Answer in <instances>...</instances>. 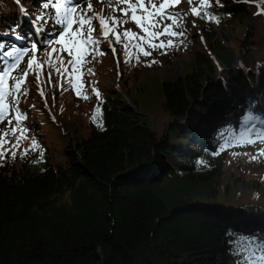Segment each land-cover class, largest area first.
<instances>
[{"label":"trees","instance_id":"16d2710c","mask_svg":"<svg viewBox=\"0 0 264 264\" xmlns=\"http://www.w3.org/2000/svg\"><path fill=\"white\" fill-rule=\"evenodd\" d=\"M19 1L33 15L55 11L45 10L41 0ZM192 4L199 15L191 20L184 14L189 31L179 44L192 51L190 71L172 70L154 81L170 118L162 137L138 121L132 102L149 100L155 91L130 73L163 68L168 60L152 64L137 52L134 39L128 58L116 43L118 68L98 27L92 36L75 37L78 46L71 47L89 58L62 89L57 75L48 86L44 68L39 83L27 75L19 93L13 92L11 108L22 118H15L18 133L10 145L15 150L0 155V264H238L237 253L251 238L247 232L264 236L253 223L264 216V156L253 159L258 173L238 161L230 144L216 154L219 144L230 141L232 122L240 126L244 119L232 120L233 113L251 111L255 100L264 102V14L259 11L264 13V0ZM20 16L14 0H0V52L20 47L15 35L31 43ZM113 18L128 21L120 11ZM127 23L110 24L134 32ZM43 26L41 39L47 40L55 27ZM128 82L136 83L134 97L124 92ZM74 106L86 119L88 135L65 147L59 161L38 132L37 113L59 126L68 113H77ZM93 111L100 115L97 122ZM214 116L218 121L209 123ZM195 136L210 139L203 145ZM229 203L240 215L223 210Z\"/></svg>","mask_w":264,"mask_h":264},{"label":"rangeland","instance_id":"374dc122","mask_svg":"<svg viewBox=\"0 0 264 264\" xmlns=\"http://www.w3.org/2000/svg\"><path fill=\"white\" fill-rule=\"evenodd\" d=\"M147 2V0H145V3ZM153 2L155 4H159L161 2V0H153ZM193 0H176L175 6L170 7L169 11L172 12H180L182 14H187L190 15V19L194 20V18L196 17V14H194L192 12V8L194 6V4H192ZM85 3H87L84 7H82L79 11H84L86 13H88L89 16H93L94 14H99V18L98 19H94L98 25L100 24V20H104L106 21V29L107 27L112 28L111 24L112 21H110V23H107L108 20H112L110 19V17L114 16L115 12H119L117 10L123 8L120 6V4H124V6H127V0H125V2L116 3V0H112V3H109V0H85ZM89 5L91 6V10H89ZM264 6V5H263ZM262 6V7H263ZM113 9H116L115 11ZM263 9H261V13H262ZM130 15L126 18H128V27L132 28L133 31L135 33H139V34H143L141 33V29L135 24V22H133L129 17L131 16V12H129ZM198 16V15H197ZM184 19V18H183ZM164 23H168L170 24L171 21H164ZM182 23L184 25V31L188 32L189 28L188 25L186 24V22L182 20ZM120 27V26H119ZM76 28V25H74V30ZM91 28L93 29L94 34H96L95 29L97 28L96 24L92 21L91 24ZM157 31H162V29L157 28ZM174 31H181L180 28H173ZM56 32L60 31L59 30H55ZM116 32H120L122 33L123 30L119 29ZM197 34L198 35V30L196 29ZM83 35H89L92 36V32L89 34L88 31V26L85 25L84 29H83V33L81 35H78L76 37H81ZM160 40L163 41H167L168 39H170L169 36H161L159 38ZM67 41V43H69L68 45L65 44L64 42V47L65 49H70V44L73 43L72 39H69L66 37L65 39ZM181 40H186L184 39V37H181L179 39H177L175 41L174 46L167 48L166 50V54H165V50L161 49L160 47L153 49H147V45H144L145 48L151 52V55L147 56L150 57L152 59L151 63L153 64L154 62H158L159 61H155L158 58H165L168 60V62L164 63L163 68H158V69H154L151 71H134L133 73H130V75L132 77H134L133 79L136 80L138 79L139 83L141 86L144 85H150L152 90L151 91H155V93L153 94L152 97H149V100H143V99H138L135 102H132L133 104H135L137 108L136 112H137V119L138 121H142L143 123H147L148 127L151 128V130L155 131L156 136L157 137H162V135L164 136L166 133L164 130L165 125L169 122V117H166V113L163 111L162 107H161V97L159 95V90H158V84H155V82H159L160 80H162L164 77L169 76L172 72V70H174L175 72L178 71L179 74H182V70L183 73H188L190 71V62L192 59V51L186 53L185 50L186 46L185 44L182 45L183 49L181 50L179 48V43H181ZM33 41V40H32ZM39 41H44L43 39H40ZM72 41V42H71ZM76 43L74 44V46H78V42L77 39L75 38ZM159 41H156V43H158ZM126 43V41L119 43L120 47L122 48L123 51H125V47L124 44ZM114 44L116 45V42H114ZM59 42L57 43H52L49 47H44L43 50L41 51V53L38 54H34L33 52H31L30 56L27 59V64H26V68H24L25 66L23 64H21V66L17 69V71L15 72L16 69H14L12 72H14L13 75L12 72L9 73V77L5 78L4 84L0 85V93H3V99H0V111L3 112V119H0V153H4L7 150H10V152H13L15 150V144L10 146L11 143L13 142L14 139V133H18L17 131H13L14 129L16 130V125H15V121H16V115L18 112V110L11 108V104H12V94L14 91H16L15 89H12L11 92L8 91L9 88H11V85L13 83V78H17V79H21L22 78V82H26L27 81V75L36 82L39 83L40 82V70L45 68V73H46V78H47V83L48 86L53 87L54 86V76L57 75L58 79H57V86L59 87V89H62V85L63 82L66 80H69L70 78H72V73L75 74V77H77L79 70L83 69L85 67V64L88 60L89 57L86 58L85 56V52L81 53L79 51H75L72 54H70L72 57L71 58H75V63H69V61L67 62V56L68 53L67 51H62V46ZM40 47H43V45H41ZM39 47V48H40ZM114 47V46H113ZM117 48V51H119V48ZM72 48V47H71ZM108 50H109V45H108ZM47 49V50H46ZM50 49V50H49ZM127 56L126 58L129 57L130 51L129 49L126 51ZM119 53V52H118ZM186 53V54H185ZM29 54V53H28ZM27 56V55H26ZM26 56H24L22 62H24ZM35 57V59L33 60L32 66L31 68H29L28 66V60L32 57ZM63 57H65V61L63 63ZM120 57V56H119ZM44 61H47V63H44ZM25 62V63H26ZM115 64L116 61L114 60ZM119 64L121 66V60L119 59ZM172 64H173V68H172ZM24 66V67H23ZM23 68V69H22ZM73 69H75V71H73ZM52 73L51 76V80H49V73ZM150 73V74H144V73ZM25 73H27V75L25 76ZM77 73V74H76ZM81 80H83V78H81ZM110 83H107V86H109ZM136 83L133 82H128L127 85V89L124 90V92H127V94H129L130 96L134 97L135 93H134V86ZM42 85L38 86V90L41 92V95L43 97V104H46L47 99H46V95L44 93L43 87H41ZM33 90V89H32ZM122 90V89H121ZM123 92V93H124ZM251 95H253V92H250ZM229 95V94H228ZM9 97V98H8ZM145 99V98H144ZM134 100V99H133ZM30 101L28 102V105H30ZM151 103H153V106L151 105ZM250 105H255L251 108V111H245V112H241L240 114H234L233 112L235 111V108L229 106L228 109L232 110L233 115H232V120L240 117L242 115L243 118H245L247 115L249 114H253V111H257L256 113H264V102H261L259 100H255V102L250 103ZM77 106V105H76ZM150 106V107H149ZM82 108V107H80ZM91 108V107H90ZM30 109H32L30 107ZM47 111V105L45 108ZM72 110L76 111L77 113L74 114V116L70 113H68L65 118L61 119V124L58 126L56 123L54 122V125H50L47 123V121L43 120L42 114L37 113L39 118L42 120V123L39 124V134L43 137V139L48 143L49 147L51 148V153L54 152L56 154V156L58 155V158L60 159L59 161H63V158L60 157V154H63V150L65 149V147H68L70 143H77L79 142L81 139H84L87 137L88 135V127H87V122L86 119L83 117V114L79 113L80 110H78L75 106L72 108ZM93 117H94V122H97L98 119H100V115L98 116L97 112L93 111ZM54 121V119H53ZM209 123L211 122H217L218 121V117L214 116L211 119H208ZM257 123L259 124V121H257ZM69 124V125H68ZM71 124V125H70ZM232 131L229 134V138H230V146L235 149L236 151L238 150L239 152V156H238V161L242 162L244 164V166H249L252 167L251 171H256L258 173H261V171L257 170V167L255 164H253V157L257 156V154H260L261 151H264V143H260V142H256V143H245L244 141L247 139V134L245 133L244 139H240L237 135V131H243L242 126H236L235 122H232ZM198 131L196 130L195 134ZM200 134V133H199ZM174 136V135H172ZM198 136V135H197ZM204 136V135H203ZM196 140L198 142H200V144L205 145V139H210V137L204 138V137H196ZM208 142V141H207ZM13 147V149H12ZM190 152V151H188ZM191 153V152H190ZM191 156H194L191 153ZM257 161V157L255 159ZM60 163V162H59ZM230 199V198H228ZM233 202V201H230ZM219 204V203H218ZM225 211H227V213H231L233 214V216H237L240 215V212L235 208L231 206V203H229V205H225L223 207ZM260 217H264V216H259L256 219H253V223H256L258 225V229L259 232L264 233V223H259V219ZM243 220V219H241ZM246 221V220H243ZM241 231H246V228H241ZM249 235L248 236H252V235H258V233H253L252 235H250L249 232H247Z\"/></svg>","mask_w":264,"mask_h":264},{"label":"snow or ice","instance_id":"6c2138e0","mask_svg":"<svg viewBox=\"0 0 264 264\" xmlns=\"http://www.w3.org/2000/svg\"><path fill=\"white\" fill-rule=\"evenodd\" d=\"M84 2L85 0H79L78 3L76 0H54V2L53 0H41L45 10H48L51 7L55 11L54 15H48L47 11H45V14L38 15L36 17V20L33 21L36 35L41 36L46 31L43 25L48 24L49 22L59 26L60 31L57 33L55 30H53L50 38L47 40H33L26 47H13L11 50L0 52V55L4 57V59L0 60V67H2V70H0V85L4 84L5 78L9 77V73L18 67L24 56L28 55L30 51L35 52L38 47L43 45V47H40V50L42 51L44 47L57 42L63 45L66 37L72 39L73 44H75V37L83 33L85 25L88 26V31L90 34L92 31V21L93 19H98L99 14L88 16L86 12L78 11L80 5ZM122 2H125V0H116L117 4ZM212 2L213 0H209V4ZM109 3L111 4L112 0H109ZM175 3L176 0H161L158 5L155 4L153 0H147L146 3L145 0H127V6L123 9H119V11L121 15L125 17H128L129 12H131V16L129 18L135 22L143 34L141 35L139 33L131 32L130 30H125L123 33L116 32V43H121V36L123 35L129 41L124 44L126 51L131 47V41L135 39L139 41L136 44L137 52L145 57L151 55V52L147 49L154 50L157 47L164 49L166 54L167 48L174 46L177 39L186 35V32L184 31V25L182 23L184 14L180 12L169 11L170 7L175 6ZM89 10H91L90 5ZM113 10L115 11L116 9ZM192 12L196 15H199L196 7L192 8ZM168 20L171 21L170 24L164 23V21ZM37 21H42V23L38 26ZM127 22V20L120 21L116 18H112L113 28H115L117 25H122ZM74 25H76L75 30ZM100 25L102 30L106 29V21L100 20ZM157 28L162 29V31H157ZM173 28H180L181 31H174ZM109 31H111V29L104 31L105 39L108 38ZM161 36H169L170 39L165 42L159 39ZM20 38L23 39V37ZM156 41L159 42L156 43ZM144 45H147V49L144 47ZM0 47L3 46L0 45ZM62 51H67L69 54H72L76 51V49L62 48ZM112 51L115 54V48H113ZM34 59L35 57L33 56L28 60L29 68H31ZM44 63H47V61H44ZM69 63H75V61H69ZM73 71H75V69H73ZM26 75L27 73H25V76ZM51 76L52 73L50 72L49 80H51ZM21 84L22 78H13V83L8 91L11 92L12 89H15L16 92L19 93ZM73 87H75V84H73ZM0 99H3V93H0ZM16 118L19 121L22 117L19 113H17ZM0 119H3L2 111H0ZM257 121H259V124ZM241 126L243 131H236L240 139H244L245 133L247 134V139L244 141L245 143H264V113L247 115L241 121ZM13 131H15V129ZM220 135L221 137H224L225 133L221 132ZM230 143L231 141L225 139L224 143L218 145V151L216 154H219V151L225 150L226 146ZM0 155H3V153H0ZM260 155L264 156V151H261ZM253 159H255V157H253ZM237 255L239 257L238 264H264V236L252 235L247 241V247L242 252H238Z\"/></svg>","mask_w":264,"mask_h":264},{"label":"bare ground","instance_id":"6f19581e","mask_svg":"<svg viewBox=\"0 0 264 264\" xmlns=\"http://www.w3.org/2000/svg\"><path fill=\"white\" fill-rule=\"evenodd\" d=\"M25 64H26V63H25ZM24 66H26V65H24ZM24 66H23V67H24ZM24 68H25V67H24ZM22 69H23V68H22Z\"/></svg>","mask_w":264,"mask_h":264}]
</instances>
